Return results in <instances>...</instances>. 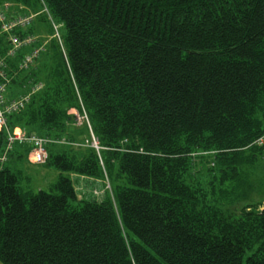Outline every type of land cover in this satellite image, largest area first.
<instances>
[{
  "label": "trees",
  "instance_id": "trees-1",
  "mask_svg": "<svg viewBox=\"0 0 264 264\" xmlns=\"http://www.w3.org/2000/svg\"><path fill=\"white\" fill-rule=\"evenodd\" d=\"M42 1L66 60L54 41L43 89L0 131V264H264V209L226 212L264 156L251 145L264 134V0ZM81 107L98 153L53 139ZM31 135L51 137L47 188L24 174ZM104 172L111 196L77 197L70 174Z\"/></svg>",
  "mask_w": 264,
  "mask_h": 264
},
{
  "label": "rangeland",
  "instance_id": "rangeland-1",
  "mask_svg": "<svg viewBox=\"0 0 264 264\" xmlns=\"http://www.w3.org/2000/svg\"><path fill=\"white\" fill-rule=\"evenodd\" d=\"M39 3H41L40 0ZM0 7H5L8 10V13H12L14 15L26 16V14L29 13L30 15L32 14L35 18L33 24H31V26H29V28L27 29V31L30 32V36L33 37L32 40H34V43L38 44L37 49L34 48L36 50L32 52V56L36 57L40 48L44 49L46 45V50L48 51L40 57L41 62L39 61V63L36 65L35 73L32 74V77L36 79V81H39L37 83L38 86L44 87L45 83L41 79L40 74V71L43 70L41 64L49 60L52 56V52L50 51L51 44L50 42H48L50 40V37L48 35H50L52 32L51 22L50 20H47L49 18L46 17V14L44 20L42 19V16L38 17L39 10L37 7L28 6L27 8H30L29 11L27 10L23 12L22 7L16 5L11 0H0ZM60 31L62 32L63 29L61 28ZM2 65L3 64H1L0 62V66ZM22 74H24V72H22ZM13 98L14 99L10 102V105H14V101L17 102L16 99H18V97L13 96ZM19 98L21 99L22 96ZM6 106L7 104L5 105V107H0V116L3 122L2 128H6L7 117L15 113L14 107ZM68 113L69 115L73 116V118H69L66 135L60 138L57 137L59 138L57 140L58 145L60 147H67L68 149L78 153L84 152L88 147L97 152L96 145L99 146L98 140L95 137L94 132L91 130V125L89 123L86 112L83 113L81 108L80 110L70 109ZM2 128L0 129V131L2 130ZM10 130L11 132H7L6 134L11 138H14L16 136L20 138L26 133V131H24L20 126H14ZM68 136H70L72 139H70ZM38 137L46 144H48V138L43 135H39ZM41 146L42 144L39 143V147ZM37 148L38 146L36 147V149ZM48 148H50V146ZM33 153L34 149L31 150L27 158L23 159L22 163L24 174L30 177L31 185L35 186V188H47L50 183L52 184L56 181L58 172L53 169L43 168L42 162H44L45 160L42 162L36 161ZM4 154L2 153L0 155V162H2V160L4 159ZM70 178L72 179V183L75 187L78 198H92L94 200L100 201V199H103L106 194H111L110 188H112L113 185L110 180L111 178L107 175L106 172H104L103 175L98 178L79 176L75 173L70 174ZM232 197L233 202L229 205H226V212L228 211V214L232 216H237L240 213L241 209L244 207L258 206V210L264 207V156H258L254 164L252 163L245 165L242 170L241 177L238 179Z\"/></svg>",
  "mask_w": 264,
  "mask_h": 264
},
{
  "label": "built area",
  "instance_id": "built-area-1",
  "mask_svg": "<svg viewBox=\"0 0 264 264\" xmlns=\"http://www.w3.org/2000/svg\"><path fill=\"white\" fill-rule=\"evenodd\" d=\"M2 10V8H0V11ZM3 22V25L1 26V33H3L6 29H9V28H18V27H22L24 28L25 26H27L28 23H30L27 19H24V18H11L10 20H0ZM22 37H26L30 40H32L33 37L31 36H16V37H10V36H6V35H2L0 37V46H10V48L6 51V55L7 56H14L16 54V50L12 49L11 48V44L13 43H17L18 40ZM6 41H8V43L6 44ZM34 51V50H33ZM27 54L23 57V59L21 61H19L18 63V67L19 68H27L29 64L32 63V60H33V56H32V52ZM6 57V56H5ZM5 57L1 55L0 53V62L1 64H3L2 66H0V78L4 81V82H0V99H1V96H2V92L4 91V86L5 84L8 82V79H6V74H5V69H8L4 63V60H5ZM32 80H28L26 81L25 84L22 85V87L26 88L27 89V92L25 95L22 96V98H18L16 99L17 102L14 101V105L13 104H9V107H21L23 105V100L27 99L28 98V90L31 89V90H38L40 88V86H38L37 84H32ZM2 120H1V116H0V126L2 124ZM15 138H19L18 136H16ZM264 142V138H260L258 140V144H263ZM40 155H43V151L42 149L38 148L36 149L35 151V160L36 161H40L42 158L40 157Z\"/></svg>",
  "mask_w": 264,
  "mask_h": 264
},
{
  "label": "bare ground",
  "instance_id": "bare-ground-1",
  "mask_svg": "<svg viewBox=\"0 0 264 264\" xmlns=\"http://www.w3.org/2000/svg\"><path fill=\"white\" fill-rule=\"evenodd\" d=\"M12 16H14V14H12V13H8V10L5 8V7H3L2 8V10L0 11V20H10L11 18H12ZM15 16H17V17H19V18H24V19H27L29 22H33L34 21V17H33V15L31 14H26V16H21V15H15ZM48 18H49V20H50V22H51V27H53V25H54V23H52V21H51V18L48 16ZM15 30V28H9V29H6L4 32H3V34L4 35H6V36H10V37H16V36H18L17 34L16 35H14L13 34V31ZM49 37H50V39H52L53 38V36L50 34V35H48ZM25 44H27V45H31V44H35L34 43V40H30V39H28V38H26V37H24V38H20L19 40H18V42L17 43H12L11 44V48L12 49H14V50H16V51H18L19 49H21ZM37 44V43H36ZM38 47V46H37ZM37 47H35L36 49H37ZM46 47H47V45H46ZM46 47L44 48V49H41L40 48V50H39V52H42V51H45L46 50ZM37 91L36 90H31V89H29L28 90V98L27 99H25V100H23V107H25V105L28 103V101H29V99H30V97H31V95H33L34 93H36ZM46 138H51V137H46ZM54 140H55V143H57V140L59 139V138H53ZM48 140H50V139H48ZM96 148H97V151H99L100 150V147L98 146V145H96ZM45 155H40V157L41 158H43Z\"/></svg>",
  "mask_w": 264,
  "mask_h": 264
},
{
  "label": "crops",
  "instance_id": "crops-1",
  "mask_svg": "<svg viewBox=\"0 0 264 264\" xmlns=\"http://www.w3.org/2000/svg\"><path fill=\"white\" fill-rule=\"evenodd\" d=\"M101 200V199H100Z\"/></svg>",
  "mask_w": 264,
  "mask_h": 264
}]
</instances>
